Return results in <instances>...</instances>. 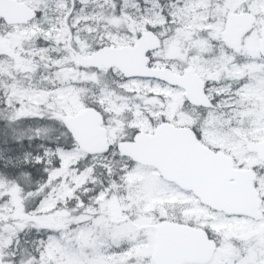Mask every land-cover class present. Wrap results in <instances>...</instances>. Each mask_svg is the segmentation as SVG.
<instances>
[{
	"label": "snow or ice",
	"instance_id": "6c2138e0",
	"mask_svg": "<svg viewBox=\"0 0 264 264\" xmlns=\"http://www.w3.org/2000/svg\"><path fill=\"white\" fill-rule=\"evenodd\" d=\"M0 264H264V0H0Z\"/></svg>",
	"mask_w": 264,
	"mask_h": 264
}]
</instances>
